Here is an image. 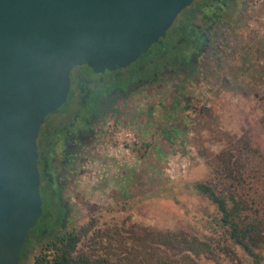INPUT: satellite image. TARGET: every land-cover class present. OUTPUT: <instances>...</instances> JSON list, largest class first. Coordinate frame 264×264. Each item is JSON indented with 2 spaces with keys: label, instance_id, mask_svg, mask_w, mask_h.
I'll return each mask as SVG.
<instances>
[{
  "label": "rangeland",
  "instance_id": "1",
  "mask_svg": "<svg viewBox=\"0 0 264 264\" xmlns=\"http://www.w3.org/2000/svg\"><path fill=\"white\" fill-rule=\"evenodd\" d=\"M207 1L194 4L208 10ZM232 8L235 17L220 25L196 73L163 78L150 91L134 93L121 114L104 119L72 223L77 229L93 222L78 245L86 252L134 258L130 229L183 230L222 239L212 202L191 193L183 181L213 178L215 156L238 138L264 152V0H237ZM180 32L175 26L168 36ZM74 106L76 95L70 93L49 113L48 123L62 120ZM44 191L41 226L57 222L47 216L52 200ZM38 247L25 249L18 264H36L37 254L50 257L49 247ZM238 253L239 260L217 257L199 264H251Z\"/></svg>",
  "mask_w": 264,
  "mask_h": 264
},
{
  "label": "water",
  "instance_id": "2",
  "mask_svg": "<svg viewBox=\"0 0 264 264\" xmlns=\"http://www.w3.org/2000/svg\"><path fill=\"white\" fill-rule=\"evenodd\" d=\"M193 0H0V264H18L42 216L37 136L70 71L120 70Z\"/></svg>",
  "mask_w": 264,
  "mask_h": 264
},
{
  "label": "flooded vegetation",
  "instance_id": "3",
  "mask_svg": "<svg viewBox=\"0 0 264 264\" xmlns=\"http://www.w3.org/2000/svg\"><path fill=\"white\" fill-rule=\"evenodd\" d=\"M236 1L223 0L216 7L204 10L195 7L193 0L175 17L161 38V43L152 44L144 53H150L152 58H141L144 55L142 54L125 68L103 74H96L89 68L93 77L88 75L86 79L81 76L79 69L85 64L71 69L68 96L70 93L76 95V106L63 119L61 118L62 120L54 123H48V114L37 136V164L43 211L39 219L46 217L43 188L45 194L52 200L47 216L57 221V226L49 229L51 232V235H48L49 238L46 235L37 234L38 232L35 236L29 233L24 241V244L25 242L30 244L28 251L34 247L39 248V243H42L45 248H51L53 240L62 238L75 230L72 223L78 210L77 205L82 202L81 198L85 195L82 196L87 178L85 170L88 162L93 158L95 142L104 131V119L111 114H121V107L137 91H150L163 78L179 77L181 79L196 73L201 56L212 42L211 38L220 34V25L235 17V10L232 7ZM186 8H189V11L181 16ZM188 25L194 26L192 30H189L195 36V41L190 46L184 45L185 42L181 41L180 35L174 38L168 36L173 27L176 26L182 31L184 27L189 28ZM164 41L169 44L164 45ZM155 44L162 46L157 54L152 50ZM80 77L89 84L92 90L91 95L97 92L93 102L91 99L87 101L82 99L83 87L78 82ZM42 152H44L43 156ZM43 164L47 166L46 172H43Z\"/></svg>",
  "mask_w": 264,
  "mask_h": 264
},
{
  "label": "trees",
  "instance_id": "4",
  "mask_svg": "<svg viewBox=\"0 0 264 264\" xmlns=\"http://www.w3.org/2000/svg\"><path fill=\"white\" fill-rule=\"evenodd\" d=\"M222 1L208 0L207 4L210 6L207 7L214 8ZM188 26L179 35L181 41L185 42L184 45L190 46L195 41V36L190 33L194 26ZM168 44L164 41V45ZM161 48V45L155 44L152 50L157 54ZM141 58L149 59L152 55L146 53ZM79 69L81 76L86 79L88 75L85 70H89V67L83 65ZM83 77L78 81L83 87L82 99H91L93 102L97 92L91 95L92 90ZM262 121L264 122V115ZM213 167V178L210 176L205 180L183 181V184L191 193L202 195L212 202L216 211L213 220L221 229L222 239L195 235L183 230L142 228L141 232H136L130 229L128 236L137 256L111 258L92 255L78 247L82 237L93 226V222H89L64 237L53 240L50 257L37 254L36 264H199L202 260L217 257L239 260L241 255L238 251L251 264H264V188L258 189L259 185L264 186V152L251 147L244 138H238L215 156ZM46 169L47 166L43 164V172ZM55 226L57 222L42 226L37 224L29 233L35 236L38 232L37 234L48 236L51 235L49 229ZM102 235L103 233L100 236ZM27 243L25 242L21 252L22 259L25 249H28Z\"/></svg>",
  "mask_w": 264,
  "mask_h": 264
}]
</instances>
